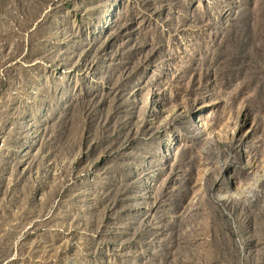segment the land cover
I'll return each instance as SVG.
<instances>
[{"label": "rangeland", "instance_id": "rangeland-1", "mask_svg": "<svg viewBox=\"0 0 264 264\" xmlns=\"http://www.w3.org/2000/svg\"><path fill=\"white\" fill-rule=\"evenodd\" d=\"M0 264H264V0H0Z\"/></svg>", "mask_w": 264, "mask_h": 264}]
</instances>
